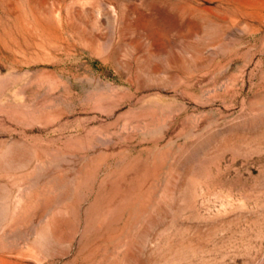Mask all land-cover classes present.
<instances>
[{
	"label": "rangeland",
	"instance_id": "374dc122",
	"mask_svg": "<svg viewBox=\"0 0 264 264\" xmlns=\"http://www.w3.org/2000/svg\"><path fill=\"white\" fill-rule=\"evenodd\" d=\"M72 1L0 0V264H264V0Z\"/></svg>",
	"mask_w": 264,
	"mask_h": 264
},
{
	"label": "bare ground",
	"instance_id": "6f19581e",
	"mask_svg": "<svg viewBox=\"0 0 264 264\" xmlns=\"http://www.w3.org/2000/svg\"><path fill=\"white\" fill-rule=\"evenodd\" d=\"M66 0H54V5H53V8H52V12L53 13H56L57 11L60 10L61 8V4L63 2H65ZM78 1L80 0H73L72 3L75 4L77 3ZM90 15H88L87 12H80L79 13V22L75 19V17H68L69 18V21L68 23L66 24V28L71 31L74 35H76L77 37L79 38H86L87 40L90 41V34L88 33V29H87V25L89 23V17Z\"/></svg>",
	"mask_w": 264,
	"mask_h": 264
}]
</instances>
